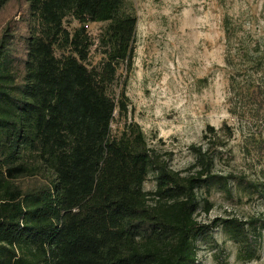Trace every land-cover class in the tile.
<instances>
[{"label":"trees","instance_id":"1","mask_svg":"<svg viewBox=\"0 0 264 264\" xmlns=\"http://www.w3.org/2000/svg\"><path fill=\"white\" fill-rule=\"evenodd\" d=\"M20 2L25 11L15 19ZM4 10L0 264H197L196 243L218 228L238 260L257 256L263 219L196 218L213 208L212 193L264 195V181L215 170L229 126L207 125L183 172L150 147L137 122L113 131L128 113L138 19L131 1L0 0ZM90 22L104 24L96 38ZM223 28L234 107L249 102L259 113L264 75L251 86L239 79L228 15ZM256 148L264 151V142ZM149 175L153 190L144 189Z\"/></svg>","mask_w":264,"mask_h":264},{"label":"rangeland","instance_id":"2","mask_svg":"<svg viewBox=\"0 0 264 264\" xmlns=\"http://www.w3.org/2000/svg\"><path fill=\"white\" fill-rule=\"evenodd\" d=\"M129 1L138 19L133 66L125 87L128 113L126 118H115L113 131H120L124 120L137 122L150 147L168 158L174 170L183 172L194 161L188 147L201 141L206 126L220 129L226 124L233 134L217 156L215 170L264 181V151L256 148L264 142V109L256 113L249 102L239 105V110L234 107L223 28V17L228 15L234 30L233 65L239 79L248 80V84L261 81L264 0ZM19 5L15 19L25 11V4ZM7 13H0V28L9 17ZM103 25L90 22L87 29L96 38ZM91 54L92 61H97L99 55ZM258 57L261 66L248 60ZM144 189H154L152 175ZM209 199L213 202L210 212L196 214L205 223L228 214L264 220V195L250 198L234 189L232 198L212 193ZM261 231L257 256L242 261L236 258V246L215 229L196 243L197 264H264V228Z\"/></svg>","mask_w":264,"mask_h":264}]
</instances>
